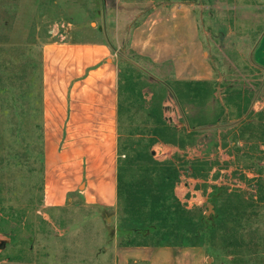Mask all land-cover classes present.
I'll use <instances>...</instances> for the list:
<instances>
[{"label":"rangeland","instance_id":"374dc122","mask_svg":"<svg viewBox=\"0 0 264 264\" xmlns=\"http://www.w3.org/2000/svg\"><path fill=\"white\" fill-rule=\"evenodd\" d=\"M181 5L193 8L213 71L198 86L179 85L191 81L177 79L173 64L131 49L136 28ZM263 32L258 0H0V264H114L116 212L74 198L46 208L30 159L40 151V52L71 38L111 49L122 75L120 152L178 167L173 193L201 218L202 240L192 243L203 244L208 264H264V71L253 61Z\"/></svg>","mask_w":264,"mask_h":264},{"label":"crops","instance_id":"0c3cea01","mask_svg":"<svg viewBox=\"0 0 264 264\" xmlns=\"http://www.w3.org/2000/svg\"><path fill=\"white\" fill-rule=\"evenodd\" d=\"M131 49L154 64L170 62L179 80H213L191 6L155 12L154 19L133 32ZM41 53L38 114L44 206L63 208L74 198L80 201L76 206L117 214L119 123L124 109L119 65L107 44L92 40L48 42ZM253 61L264 71V32ZM113 253L114 264H208L203 247L114 246Z\"/></svg>","mask_w":264,"mask_h":264},{"label":"trees","instance_id":"16d2710c","mask_svg":"<svg viewBox=\"0 0 264 264\" xmlns=\"http://www.w3.org/2000/svg\"><path fill=\"white\" fill-rule=\"evenodd\" d=\"M30 47L33 48V45H30ZM40 59L41 84L43 66L41 52ZM27 60L29 58L24 56L25 64H28ZM30 65L35 69V61H30ZM178 84L183 86H198L201 83L178 82ZM38 108L34 107L33 109L35 112H38ZM32 122L36 126L33 134H35L34 139L36 138V143L40 146V151L38 155H34V151H31L30 159L33 158L39 163L40 173L42 174L41 184L43 185L44 154L42 127L40 120L37 121L35 119ZM158 125H161V123L158 122ZM120 149L119 142L117 233L114 234V238L116 237L114 241L115 246L119 248L203 247L202 243H192L194 240H200L203 236L201 218L184 209L173 193V189L180 178L178 167L173 162L157 163L152 160L148 152L143 155V152L130 149L132 154H123L120 152ZM141 158L144 159L139 164L138 160ZM184 164L196 166L198 163L185 162ZM132 170V174L135 177L133 180H127L126 177L129 171Z\"/></svg>","mask_w":264,"mask_h":264}]
</instances>
